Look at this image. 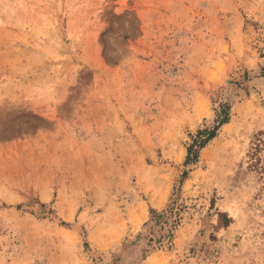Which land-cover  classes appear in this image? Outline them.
I'll return each instance as SVG.
<instances>
[{"label": "rangeland", "instance_id": "rangeland-1", "mask_svg": "<svg viewBox=\"0 0 264 264\" xmlns=\"http://www.w3.org/2000/svg\"><path fill=\"white\" fill-rule=\"evenodd\" d=\"M263 132L264 0H0V264H264Z\"/></svg>", "mask_w": 264, "mask_h": 264}, {"label": "trees", "instance_id": "trees-1", "mask_svg": "<svg viewBox=\"0 0 264 264\" xmlns=\"http://www.w3.org/2000/svg\"><path fill=\"white\" fill-rule=\"evenodd\" d=\"M230 105L224 103L221 105V108L217 110L216 113V123L217 125L210 129L206 128L203 130H198L196 135H192V143L188 147V154L186 164L195 163L199 157V150L204 147L212 138L217 134L218 129L230 119ZM264 133V132H263ZM172 234H169V237Z\"/></svg>", "mask_w": 264, "mask_h": 264}]
</instances>
